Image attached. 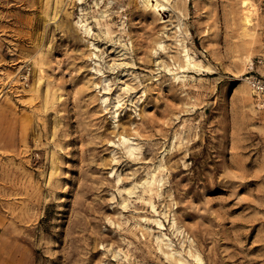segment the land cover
I'll return each instance as SVG.
<instances>
[{
  "label": "rangeland",
  "instance_id": "obj_1",
  "mask_svg": "<svg viewBox=\"0 0 264 264\" xmlns=\"http://www.w3.org/2000/svg\"><path fill=\"white\" fill-rule=\"evenodd\" d=\"M161 1L0 0V264H264V0Z\"/></svg>",
  "mask_w": 264,
  "mask_h": 264
},
{
  "label": "bare ground",
  "instance_id": "obj_2",
  "mask_svg": "<svg viewBox=\"0 0 264 264\" xmlns=\"http://www.w3.org/2000/svg\"><path fill=\"white\" fill-rule=\"evenodd\" d=\"M145 2L148 5H151V6H153L156 9L158 8L159 10H161V8H164V7L167 6L161 0H156V1H154L155 3H150V0H145ZM243 4L245 6V8H244V10H245V12H244L245 13L244 18H245L246 24H248L251 21V14L254 12V10H255L254 8L255 7H253L252 4H249L246 0L243 1ZM159 46L161 47V46H163V44L160 42L159 43ZM183 56H184V60H185L187 66H189V65H196V64H202V60L199 59V58H196L194 55H191L189 53V51H188L187 48H184V54H183ZM121 137H122V139H123L124 142H128L129 141V137H127L125 134L121 135ZM133 147L134 146L132 144H130V143L127 144V148L128 149H131ZM159 183H160V177L158 175V172L155 170V171L152 172L151 178L148 180V184H149L150 191L154 188L153 186H156ZM200 259L201 258H198V260H200ZM181 264H186V263L181 262Z\"/></svg>",
  "mask_w": 264,
  "mask_h": 264
},
{
  "label": "built area",
  "instance_id": "obj_3",
  "mask_svg": "<svg viewBox=\"0 0 264 264\" xmlns=\"http://www.w3.org/2000/svg\"><path fill=\"white\" fill-rule=\"evenodd\" d=\"M253 88L264 96V79L260 77H253L251 79Z\"/></svg>",
  "mask_w": 264,
  "mask_h": 264
}]
</instances>
